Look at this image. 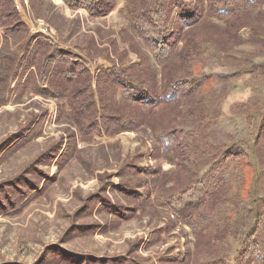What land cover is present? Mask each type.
I'll list each match as a JSON object with an SVG mask.
<instances>
[{"label": "rangeland", "instance_id": "rangeland-1", "mask_svg": "<svg viewBox=\"0 0 264 264\" xmlns=\"http://www.w3.org/2000/svg\"><path fill=\"white\" fill-rule=\"evenodd\" d=\"M10 1L16 12L0 28V74L11 76L0 81V264H236L264 196V0L238 12L223 0L222 18L203 0L193 31L180 19L198 0H182L163 27L175 55L163 63L133 29L130 12L141 0H109L114 6L100 18L63 0ZM14 25L13 36L5 34ZM197 40L205 42L198 56ZM39 42L85 68L93 114L107 110L118 123L98 115L104 130L84 131L71 104L79 86L66 81L64 67L37 93V69H21ZM117 70L125 85L104 80ZM179 79L194 93L165 100ZM142 81L157 98L153 109L128 95L139 96ZM207 146L230 154V199L171 212L166 202L216 158ZM236 206L247 210L237 241L222 230ZM257 235L262 248L251 264H264V234Z\"/></svg>", "mask_w": 264, "mask_h": 264}, {"label": "trees", "instance_id": "trees-1", "mask_svg": "<svg viewBox=\"0 0 264 264\" xmlns=\"http://www.w3.org/2000/svg\"><path fill=\"white\" fill-rule=\"evenodd\" d=\"M181 1L182 0H141L140 3L143 2L141 7L139 6L140 3L132 6L133 10L130 12V15L133 29L147 43V47L152 53L153 57L160 63H163L162 61H167L166 59H169L171 57L173 59L175 56L173 50V42L171 45V40H168L163 34V27L167 23L166 21L169 16H171L172 11H174L176 8L182 7ZM206 1L211 11H214V9L217 7L216 12L218 13V15L214 12L216 15L215 17L222 18L221 16L225 14V11H220L218 7H223L225 2L223 0ZM3 2L4 0H0V28L8 24L9 19H7V16L12 15L10 11L16 12L11 1V6H9L10 9H6ZM63 2L72 10L83 9L89 14V16L99 18L105 16L109 7L112 8L114 6L109 5V0H63ZM202 2L203 0H198V5H196L198 6L197 10H195L193 13L188 14L186 19L182 17L180 19L185 23L186 27L191 30L194 22L196 23L200 21L198 16H200ZM226 2H228V0ZM250 2L251 0H233L231 5L236 6L235 11L238 12L243 3L246 4ZM4 20L6 21V23ZM15 26L16 25L12 26L11 28H6L5 34L13 36L14 32L17 30ZM185 36H188V33ZM204 43V41L197 40L193 49H191V52H195V55L198 56L199 51L202 50V45H204ZM38 51H42L41 57L38 63L33 65ZM31 55L32 60L30 58L31 61L29 60V62H26L25 66L21 69V72L25 73L33 67L37 69L35 70L36 80L39 85L36 86L37 93H47L46 91L49 88L43 90L41 87L48 83L49 75L51 77L54 76L55 70L58 66H61L62 68L64 67V76L68 83H73L75 86H79V89L75 91L74 95L71 98V104L74 111L80 116V119H84L86 125L84 127V131L86 129H89L90 131L93 127H95L101 133L105 128V126L103 125L102 127L101 124V120L104 117H107V120L111 123L119 122L118 120H116V116H107L105 114L107 110H100L99 112H96L99 113L97 115L93 114L91 105L92 102L91 100H89L90 98L85 97V95L90 91L91 88V82L88 79V75L86 74L87 71L80 65L78 66V64H74V62L72 63L71 58L67 54H65L64 51H62L58 47L54 48L52 46H48L42 44V42H39L34 45ZM197 56H195L194 59H196ZM12 59L14 60L15 58L13 57ZM184 59H186V57ZM187 59L193 60L192 58H190V56H188ZM170 64L172 63L170 62ZM114 74L115 75H111V73L108 76L104 75V80L107 79V83L110 81H113V83H115L116 81V85H125L127 83L128 80L126 79L124 72L117 70ZM10 77L11 76L9 73H1L0 81H5L8 84ZM97 84L99 86L102 84V79L100 77ZM189 85L190 86H188L187 80L185 79H179L171 82L168 87L173 86L171 91H173L174 94L170 95L165 93V100H170L179 95L183 99L188 96L190 97V95L194 93L195 88H192V84ZM141 87L142 93L139 96H134L130 92H128L130 99H132L134 103L141 104L143 106H149L151 107L150 109H153L157 98L154 97V95L145 94L148 93L147 91H145L147 89L145 81L141 82ZM0 104H5V101L0 100ZM98 115L100 116L99 119L101 120H99L98 118L96 119V116ZM219 151L220 150L218 148L216 150L212 146H207L205 155L210 157L216 156V158L213 159L211 167L205 172L204 176L200 180H197L193 185L184 190L178 198H174L166 202V207L170 208L171 212L180 215V209L184 206H193L192 203H195L200 207L203 200L207 201L210 198H212L213 200L217 198L230 199L227 179L224 175L225 166L223 165L224 160L226 161V158L230 157V154L229 152H227L218 156L216 155V153ZM234 202H236L237 204L238 197H235ZM260 210L261 212H259L256 220V230L243 238L241 246L239 247L240 253L235 259L236 264L242 261L244 262V264H251L255 263V261L258 259L262 246H260V241L257 233L261 232L262 234H264V196ZM116 212L119 216H122V214H119V210H116ZM246 220V208H244L243 206H236L232 214H229V216L226 218L222 230L224 231V233L232 236L233 240L237 241L242 235L243 225ZM58 258L61 262H64L67 259L64 256L59 255ZM71 260L74 259L71 258ZM222 261L223 260H221L220 262H215L214 264H222Z\"/></svg>", "mask_w": 264, "mask_h": 264}]
</instances>
